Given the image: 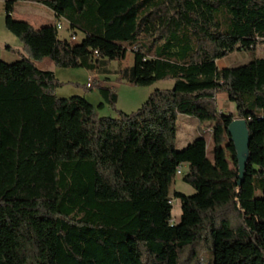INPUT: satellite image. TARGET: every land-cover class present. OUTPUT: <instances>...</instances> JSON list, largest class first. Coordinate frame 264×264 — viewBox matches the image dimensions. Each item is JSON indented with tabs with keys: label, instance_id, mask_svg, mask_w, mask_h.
Returning a JSON list of instances; mask_svg holds the SVG:
<instances>
[{
	"label": "trees",
	"instance_id": "obj_1",
	"mask_svg": "<svg viewBox=\"0 0 264 264\" xmlns=\"http://www.w3.org/2000/svg\"><path fill=\"white\" fill-rule=\"evenodd\" d=\"M16 1L4 3V26L29 57L0 60V264H264V56L216 64L264 43V0H29L82 32L79 43L58 23L14 18ZM128 52L130 84L172 85L115 117L97 113L115 109L114 87L92 83L96 106L61 99L62 83L36 64L103 71ZM180 114L208 126L211 158L202 136L175 148ZM236 118L249 132L240 184L227 133ZM179 166L195 191L173 192L174 222Z\"/></svg>",
	"mask_w": 264,
	"mask_h": 264
},
{
	"label": "rangeland",
	"instance_id": "obj_2",
	"mask_svg": "<svg viewBox=\"0 0 264 264\" xmlns=\"http://www.w3.org/2000/svg\"><path fill=\"white\" fill-rule=\"evenodd\" d=\"M19 11H22V7L19 6ZM17 10V12H19ZM18 14H22L19 12ZM20 16V15H18ZM16 18V17H14ZM51 23V22H48ZM0 26L4 27V15L1 16V9H0ZM35 28H39L40 25H34ZM5 29V28H4ZM5 32L10 35L11 37L13 34L10 32H7L5 29ZM58 36L60 38H63L64 36H68V32L63 30H58ZM84 35L82 32L76 31L75 35V42L79 43L83 39ZM4 42L9 43L6 39H4ZM1 50V49H0ZM264 56V43H259L256 48L253 50H242L240 52H233L229 54L228 57L223 58L217 62L218 68L223 67L224 65L227 67H235L243 65L250 60L254 58H260ZM132 53L128 52L127 56V63L131 60L132 61ZM118 60H114L111 62V67L116 68L118 64ZM37 65L39 68L43 70H47L50 65L52 64V61L48 58L43 59L40 62H37ZM123 65L126 66L125 62H123ZM54 74L55 77L58 79L59 82L62 84L58 86L55 89V94L58 98L65 99L70 96L79 95L83 96L88 100L89 103L96 106L99 102L102 101L101 96L98 94L97 89L95 86L92 88H87L86 83L88 82V77L93 76V73L86 70L82 67H76V68H62L59 66H54ZM110 79L114 84H117L115 88L117 93V102L115 104V109L109 107L108 105L104 106L102 109H98L97 113L99 116H108V117H115L117 115L116 109L123 111V112H131L136 110L141 106V104L148 98L149 94L156 88L160 89H166L170 88L172 85L171 79H164L157 81L156 83L150 85V86H136L132 84H128L124 79L120 80L116 77V75H110ZM219 94L224 93H218L216 95V103L217 107L224 109L225 111H232L234 109L233 104H228L225 100H221L219 97ZM219 97V98H218ZM67 116H70L69 114H66ZM199 122L191 117L184 114L178 115L177 121H176V127H177V135H176V142H175V148L177 150H181L184 148L189 142L194 140L195 138H198L200 136H205L206 138V144H207V155L211 157L212 155V148H213V141H212V134L209 129H206L207 126L204 125L201 126L200 130H197V126ZM206 129V131L204 129ZM186 167L183 166L182 171H185ZM179 191L184 194L190 195L194 193V189L187 183H185L181 179L180 176H176L174 181L172 182L170 186V193L172 196V219L175 222L180 214H181V207L179 200L173 198V192ZM255 196H259V192L255 193ZM202 264H206V262H203Z\"/></svg>",
	"mask_w": 264,
	"mask_h": 264
},
{
	"label": "crops",
	"instance_id": "obj_3",
	"mask_svg": "<svg viewBox=\"0 0 264 264\" xmlns=\"http://www.w3.org/2000/svg\"><path fill=\"white\" fill-rule=\"evenodd\" d=\"M5 1L6 0H0L1 16L5 15L4 14V7H5L4 3H5ZM19 6L22 7V11L18 10ZM17 10L19 12H21L22 14H18L19 12H17ZM18 15H20V16H18ZM12 16L16 17V19L24 20V21L28 22L34 28L36 27L34 25H40L39 27L44 26V25H49V24L55 25L59 21L57 18H55L52 10H50L49 8H47L46 6H44L40 3L29 1V0L16 1L13 5ZM48 22H51V23H48ZM60 23H61V28L58 30L64 29L65 31L68 32L69 37L72 34L76 35V33H74V31L70 28V26L68 25V23L65 20L61 19ZM4 28H5V26L4 27L0 26V49H1L0 50V60H2L4 62H13V61L19 60L23 57L28 58L29 53L24 48L22 42L15 35H13L15 37H11L10 35H8L5 32L6 28L5 29ZM7 32H9V31L7 30ZM69 37L64 36L63 38L69 39ZM4 39L9 41V43L4 42ZM127 56H128V53L126 55V58H127ZM132 56H133V54H132ZM228 56L229 55L225 56L224 58H226ZM126 58L124 60H118L119 65L116 68L111 67L112 61H104V63L102 64L103 71H98L96 69H93V70L86 69V70L93 73V76L92 77L89 76L88 80L92 79L93 82H96L97 85H100V86L116 87L117 84H114L110 79V75H116V77L118 79H120V80L124 79L128 84H130V80L132 79V75H133V57H132V61L130 60L128 63H127ZM42 60H40V61H42ZM219 60H221V59H219ZM219 60L216 61V64ZM40 61H38V62H40ZM123 62H125L126 66L123 65ZM36 64H37V62H36ZM52 64L53 65L48 66L49 68L47 70H51L54 72L55 71L54 70L55 64L53 62H52ZM224 67H227V66L224 65L221 68H224ZM219 97L221 98V100H225L228 104H230L227 100L226 94H219ZM228 111H230V110H228ZM201 126L203 127L204 125L197 126V130H200ZM206 129H208V126ZM206 129H204V130L206 131ZM202 137L205 138V136H202ZM209 158H211V157H209ZM178 221H179V218L175 222H178Z\"/></svg>",
	"mask_w": 264,
	"mask_h": 264
},
{
	"label": "water",
	"instance_id": "obj_4",
	"mask_svg": "<svg viewBox=\"0 0 264 264\" xmlns=\"http://www.w3.org/2000/svg\"><path fill=\"white\" fill-rule=\"evenodd\" d=\"M227 133L236 152L238 184H240L245 173L249 153V132L245 120L233 119L227 126Z\"/></svg>",
	"mask_w": 264,
	"mask_h": 264
},
{
	"label": "built area",
	"instance_id": "obj_5",
	"mask_svg": "<svg viewBox=\"0 0 264 264\" xmlns=\"http://www.w3.org/2000/svg\"><path fill=\"white\" fill-rule=\"evenodd\" d=\"M57 28H58V29L61 28V23H58V24H57ZM74 39H75V37H72V40H74ZM92 83H93V80H92V79H89L88 82L86 83V87H87V88L92 87V86H93ZM209 131H210V130H209ZM182 168H183V166H179V167H178V169H177V171H176V175H177V176H180V175H181V173H182ZM171 202H172V201H171Z\"/></svg>",
	"mask_w": 264,
	"mask_h": 264
}]
</instances>
